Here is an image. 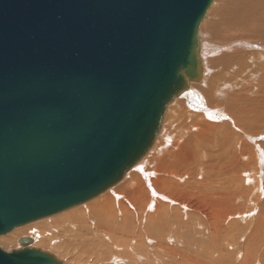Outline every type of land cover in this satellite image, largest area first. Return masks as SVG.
I'll use <instances>...</instances> for the list:
<instances>
[{"label":"water","instance_id":"1","mask_svg":"<svg viewBox=\"0 0 264 264\" xmlns=\"http://www.w3.org/2000/svg\"><path fill=\"white\" fill-rule=\"evenodd\" d=\"M214 0H0V235L85 202L148 151L202 73ZM0 246V264H67Z\"/></svg>","mask_w":264,"mask_h":264},{"label":"bare ground","instance_id":"2","mask_svg":"<svg viewBox=\"0 0 264 264\" xmlns=\"http://www.w3.org/2000/svg\"><path fill=\"white\" fill-rule=\"evenodd\" d=\"M208 9L202 73L148 151L100 194L0 235L4 249L22 235L72 264H264V0Z\"/></svg>","mask_w":264,"mask_h":264},{"label":"rangeland","instance_id":"3","mask_svg":"<svg viewBox=\"0 0 264 264\" xmlns=\"http://www.w3.org/2000/svg\"><path fill=\"white\" fill-rule=\"evenodd\" d=\"M22 236V235H21ZM258 245V244H257ZM0 246L4 249V245H2V244H0ZM9 247H7V248H5V250H10V249H13L14 248V245H8ZM9 248V249H8ZM45 247H43V249H44ZM44 250H46V248L44 249ZM47 251H49V250H47ZM51 252V251H50ZM54 253V252H53ZM64 260V259H63ZM65 262H67L68 264H72V260H70V258H66L65 260H64Z\"/></svg>","mask_w":264,"mask_h":264}]
</instances>
